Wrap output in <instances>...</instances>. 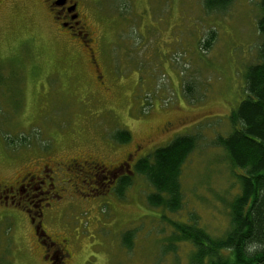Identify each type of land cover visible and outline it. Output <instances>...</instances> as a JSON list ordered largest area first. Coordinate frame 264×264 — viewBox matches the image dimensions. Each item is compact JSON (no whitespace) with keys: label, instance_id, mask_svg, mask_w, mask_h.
<instances>
[{"label":"rangeland","instance_id":"1","mask_svg":"<svg viewBox=\"0 0 264 264\" xmlns=\"http://www.w3.org/2000/svg\"><path fill=\"white\" fill-rule=\"evenodd\" d=\"M94 1L87 12L98 74L83 54L76 57L80 48L57 35L42 7L24 1L0 9V185L51 161L91 157L114 165L139 146L135 167L176 137L199 135L182 170L183 208L165 215H194L208 234L222 237L242 172L214 142L231 131L246 69L258 62L261 0H232L214 12L206 0ZM118 132L131 139L119 143ZM134 167L124 196L101 186L108 181L100 174L99 185L82 189L90 196L79 194L45 224L49 235L68 239V264H189V246L167 250L171 231ZM27 214L0 205V264H49ZM127 232L133 235L126 241Z\"/></svg>","mask_w":264,"mask_h":264},{"label":"trees","instance_id":"2","mask_svg":"<svg viewBox=\"0 0 264 264\" xmlns=\"http://www.w3.org/2000/svg\"><path fill=\"white\" fill-rule=\"evenodd\" d=\"M231 3L232 0H206L205 6L214 12L226 10ZM258 33L262 37L258 62L246 69L245 96L228 119L231 131L214 142L226 152L232 167L242 172L236 174L240 193L230 205L225 234L220 238L211 236L194 215L187 219L165 215L166 212L177 214L183 208L182 170L198 148L199 135L178 136L167 146L140 158L134 167L152 186L147 201L151 207L163 211L161 219L171 231L167 250L189 246V264H264V0H261ZM213 38L209 37L206 48H210ZM187 90L192 96V87L188 85ZM130 139L124 132L115 136L121 144ZM130 185L131 177L121 179L115 189L117 195L124 196ZM132 235L127 232L125 240Z\"/></svg>","mask_w":264,"mask_h":264},{"label":"flooded vegetation","instance_id":"3","mask_svg":"<svg viewBox=\"0 0 264 264\" xmlns=\"http://www.w3.org/2000/svg\"><path fill=\"white\" fill-rule=\"evenodd\" d=\"M24 1L42 7L56 29L57 35L76 45H72L73 47L80 48L76 57L83 54L94 68L95 74H98L95 52L92 49L96 40L87 12V3L94 5L92 9L96 8L94 0H0V9L6 3H14L13 7H16L19 2ZM139 150L140 147L136 146L132 153H127L114 165L105 164L91 157L72 158L66 162L41 163L34 169L25 171L14 184L0 185V205L24 207L38 247L43 254L42 259L49 264H68L67 261L71 257L68 239L62 235L56 234L54 237L49 235L45 224L49 220L57 219L56 215L61 211L60 209L70 207L72 205L70 201L75 200L79 194L84 197L90 196L84 194L82 189H85L86 185H99L97 179L100 174H103L105 181H108V184L103 182L101 186L106 187L107 190L112 187L116 189L121 179L129 178L133 174L131 170L134 165L131 160L135 156L139 157ZM62 176H68V179L61 181ZM78 187L81 188L80 191ZM88 191L90 193L97 189H88ZM37 192L39 197L35 195ZM36 198L39 200L35 202L37 204L33 206L34 210L28 209V204H34L32 200Z\"/></svg>","mask_w":264,"mask_h":264}]
</instances>
